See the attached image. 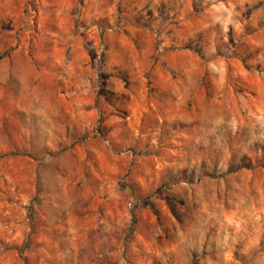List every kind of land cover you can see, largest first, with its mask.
Instances as JSON below:
<instances>
[{"label": "rangeland", "instance_id": "1", "mask_svg": "<svg viewBox=\"0 0 264 264\" xmlns=\"http://www.w3.org/2000/svg\"><path fill=\"white\" fill-rule=\"evenodd\" d=\"M0 264H264V0H0Z\"/></svg>", "mask_w": 264, "mask_h": 264}, {"label": "trees", "instance_id": "2", "mask_svg": "<svg viewBox=\"0 0 264 264\" xmlns=\"http://www.w3.org/2000/svg\"><path fill=\"white\" fill-rule=\"evenodd\" d=\"M1 58V57H0Z\"/></svg>", "mask_w": 264, "mask_h": 264}]
</instances>
